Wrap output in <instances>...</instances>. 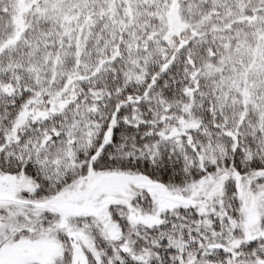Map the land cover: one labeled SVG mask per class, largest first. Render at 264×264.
I'll use <instances>...</instances> for the list:
<instances>
[{"label": "snow or ice", "instance_id": "6c2138e0", "mask_svg": "<svg viewBox=\"0 0 264 264\" xmlns=\"http://www.w3.org/2000/svg\"><path fill=\"white\" fill-rule=\"evenodd\" d=\"M0 264H264V0H0Z\"/></svg>", "mask_w": 264, "mask_h": 264}]
</instances>
